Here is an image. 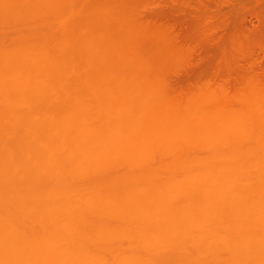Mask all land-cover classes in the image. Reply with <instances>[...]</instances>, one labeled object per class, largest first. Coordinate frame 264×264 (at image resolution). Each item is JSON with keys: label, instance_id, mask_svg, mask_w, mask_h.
<instances>
[{"label": "bare ground", "instance_id": "1", "mask_svg": "<svg viewBox=\"0 0 264 264\" xmlns=\"http://www.w3.org/2000/svg\"><path fill=\"white\" fill-rule=\"evenodd\" d=\"M137 1L0 0V264H264V75Z\"/></svg>", "mask_w": 264, "mask_h": 264}, {"label": "rangeland", "instance_id": "2", "mask_svg": "<svg viewBox=\"0 0 264 264\" xmlns=\"http://www.w3.org/2000/svg\"><path fill=\"white\" fill-rule=\"evenodd\" d=\"M142 2H144V4ZM140 4L145 5L143 7L137 4L139 7L140 6L142 7L140 9L142 11L140 12H142L141 15L143 16H141L140 18H143L145 16L144 18H147V20L150 22L154 20L156 21L155 24L158 23L157 25L160 24L163 25L164 27L166 25L167 30L169 29L168 31H171L170 35H173L172 37L173 39H175L174 42L177 39V42L175 43L181 44V45L179 44L178 46H182V42L184 41L182 50L183 51L186 50L184 51L185 52L184 55L187 54L188 57L187 56L184 57L187 58L188 60L183 61V63L181 62V64H179L180 66L177 67L178 68V70H176L177 72L176 71L173 72V74L175 72L178 74L176 78L177 77H180V79L183 78L184 81V79L189 80L190 78L193 79L195 76H199L200 74L201 75L205 74V76L209 75L210 77L212 76L215 78H219L222 81L226 78H227L226 81L227 80L231 81L233 78H235L234 76L236 75L238 76L242 74L243 71L246 73L248 72V74L254 73V75L256 76L257 74L258 76H261L262 74L264 75V42H262L264 40L263 37L264 36V18H263L264 0H152V1L140 0ZM149 6L151 7V9H149L150 8ZM150 14L151 16H149ZM152 17H154V19ZM161 21L163 22L160 23ZM169 26L170 28L172 27L173 28L170 29L168 28ZM189 27L191 28L190 29L191 31L186 30V28L189 29ZM185 31L188 33V35ZM176 32L177 33L184 32V33L183 34L181 33L180 35L178 34L177 36ZM257 33L259 35H257ZM182 35L183 37H181ZM179 38L180 39L183 38V39L180 40ZM252 40L254 41L252 42ZM226 52L228 53V55ZM217 53L218 55H215ZM247 53L249 57H246L248 56ZM193 58L194 59L196 58V60L194 61ZM211 58L212 61L210 60ZM220 59H222L223 61ZM225 59L231 62V63L229 62L230 67L225 64L224 62ZM197 60H199L200 62L198 61L197 63ZM196 63L199 65V67ZM236 63H238L237 64L238 66L236 65ZM195 66H197V68ZM227 67H229L230 69L228 68L227 70ZM223 68L226 70H224ZM183 69L185 71H183ZM220 69H223L224 71H226V73L224 71L220 72ZM201 70L203 71V73ZM185 73L188 74L189 76H187ZM227 73L229 74L226 76ZM183 74L184 76H182ZM186 77L187 78L190 77V78L187 79Z\"/></svg>", "mask_w": 264, "mask_h": 264}]
</instances>
